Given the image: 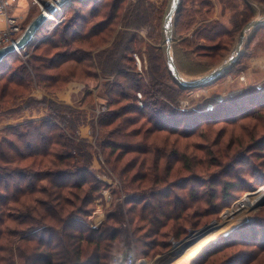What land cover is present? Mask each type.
<instances>
[{"label":"trees","instance_id":"1","mask_svg":"<svg viewBox=\"0 0 264 264\" xmlns=\"http://www.w3.org/2000/svg\"><path fill=\"white\" fill-rule=\"evenodd\" d=\"M254 1L264 5V0ZM182 2L185 0H181L177 17L175 16L174 34L186 25ZM247 3L246 7L250 5ZM203 4L210 6L211 2L205 1ZM150 11L155 13L152 4L145 0H138L135 6L128 3V0L72 1L63 7V12L65 15L68 12L73 15L79 12L77 19L85 24V28L81 27V31H75V18L71 17L68 21L66 17L55 31L54 36L57 35L58 41L48 43L50 40H46L34 49L37 54L41 52L43 55L34 56V61L40 65L33 66V74L16 54L10 55L0 63V109L16 106L26 97H29V102L32 103L31 94L35 87L42 88L52 95L64 89L73 80L82 78L84 81H96L100 75L116 76L125 81L124 88L117 85L110 90V93L118 98L112 99L109 107L118 106L122 100L133 99L125 91L130 90L132 96L135 94L134 98L136 93L143 94L147 100L145 110L141 111L137 107H123L118 111L110 109L98 118V126L101 129L109 128L118 122L116 132L119 138L127 139L126 142L129 138L141 135L144 138L143 146L138 147H124L118 143L103 145V148L110 150L106 158L108 164H112V160L119 164L127 154H136L132 161L124 165L120 173L123 179L135 172L131 177L122 180L126 192L133 191L135 186L136 190L140 191L145 186L153 187L166 183L172 177V166L175 163L183 162L185 166H189L187 157L180 153L177 145L181 140L197 138L201 134L196 135L201 119L212 124L221 121L235 123L241 119L257 118L264 111V87L259 90H247L244 94L247 96L241 99L234 96L222 101L216 106L214 113L199 115L200 120L197 119L190 125L185 124L183 115L176 109H171L167 103L151 104L158 94L172 103L187 89L182 88L173 78L167 79L172 80L173 85L165 81L167 74L161 70L154 55L149 58L150 87L145 86L142 81H134L133 73L124 71L123 64L132 61L127 53L131 55V46L137 42V38L131 37L128 30L121 37L116 35L114 49H105L111 45L121 18L128 17L131 25L142 22ZM85 12L86 16L83 15ZM241 15L240 19L235 15L232 29L206 37L210 45H198L197 49H201V59L209 60L210 63H214L217 58L221 59V62L224 60L225 54L238 42L241 30L255 17H248V10L245 9ZM194 22L191 20L188 23ZM138 29L140 28H136ZM70 30L72 35L68 36ZM262 30L264 27L252 31V37L247 39L248 47L264 32ZM74 44H78V47L74 48ZM45 46L47 47L44 49ZM80 46H86L87 49H81ZM99 52L102 53L101 56L95 59ZM241 58L242 55L233 66H238ZM165 70L167 71L166 68ZM260 94L263 95L262 98ZM158 99L161 101L160 97ZM28 104L25 108H28ZM51 105V115L48 118L5 128L6 136L0 137V264H111L115 252L121 253L129 244L128 230L119 229L118 226H122L124 220L116 214L109 215L98 229L88 224L95 196L100 195L108 185L92 171L93 146L79 138L76 110L55 102ZM150 106L155 112L149 116L146 110ZM54 107L59 110H53ZM63 111L68 113L64 114ZM132 112L140 114L151 124L143 134L142 129L129 131L138 121L123 118ZM163 133L167 135H162ZM149 163L151 165H148ZM170 194L171 191L153 202H150V198L145 203L139 198L127 202V205L131 206L129 210L135 212L134 220L139 219L147 223L143 226L144 229L148 226L144 234L147 238H166L167 234L176 241H181L186 238L188 228H199L210 222L209 219L204 221L207 215L202 211L203 197L195 192H189L183 197H171ZM210 204L211 201H208L207 205ZM120 208L121 204L118 205V210ZM141 229L137 228L138 231ZM163 230H166V233ZM134 234L136 236L137 232L134 231ZM207 246L203 247L201 252ZM169 247V241H161L153 247L157 248L153 255L149 251H144L141 255L150 258L166 252ZM209 250L208 247L200 252L201 254L192 259V264H203L201 261L209 256ZM136 255L138 257L137 252ZM233 262L235 261L226 264H234ZM244 262L243 264H248V261Z\"/></svg>","mask_w":264,"mask_h":264},{"label":"rangeland","instance_id":"2","mask_svg":"<svg viewBox=\"0 0 264 264\" xmlns=\"http://www.w3.org/2000/svg\"><path fill=\"white\" fill-rule=\"evenodd\" d=\"M145 1L150 5L152 4L155 13L150 11L151 13L142 22L138 21L131 25H129L128 17L121 18L111 45L105 47V49H114L115 45H113V42L116 39V35L119 34L121 37L128 30L131 37L137 38V42L136 45L134 43L131 46L133 49L131 55L127 53V56L132 61L123 62L125 65L124 71L133 73L132 78L134 81H142L145 86L150 87L151 69L149 58L154 55L155 61L161 66V70L167 74L165 81L173 85L172 80H167L168 77L172 78V76L169 74L170 71L166 64V46L163 30L165 17L170 11L173 0ZM205 1H210L211 5L205 6L203 4ZM137 2L138 0H128V3H133L134 6ZM246 2L250 4L249 6L247 5L248 7H246ZM30 3L31 0H21L20 8L23 12L27 11V6ZM181 7L184 8L186 25L182 30L179 29L174 34L173 49L176 66L187 80H197L207 76L226 61L233 51V49H229L228 53L221 52L226 53L222 62L219 58L214 63L201 59L199 55L201 49H197V47L198 45H210L206 37L232 29L235 15H238L239 19L242 18L240 15L244 9L248 10V17L255 16L253 20L264 16V5L254 0H185ZM39 14V8L32 7L28 21L32 22ZM79 14L78 12L73 15L68 12L65 15L63 12L62 21L59 20L57 23L45 22L37 34L40 39L39 43L46 40H50L48 43L57 42V35L54 36L55 31L59 29V25H62L66 17H68V21L71 17H74L75 19L73 20L77 24L75 31H81V27L85 28V24L77 19ZM83 15L86 16L87 12ZM191 20L195 21L194 24L188 23ZM174 21L175 17L173 24ZM136 28L140 29L136 30ZM71 31L68 32V36L72 35L70 34L72 33ZM250 37H252V34L249 35L248 39ZM247 41L242 50L243 54L240 64L233 66L222 78L213 84L187 89L172 102L173 104L171 101L167 102L158 94V96L156 95L157 97L155 96L156 99L151 101V104L167 103L171 109H176L183 115L182 119L186 122L185 124L188 123L190 125L200 118L199 115L214 113L216 106L221 104L222 101L229 100L234 96L241 99L247 96L244 94L251 88L261 89L264 87V32H261L249 47ZM38 44L30 48L24 58H20L24 66L32 74L33 66L40 65L39 62L34 61V56L43 55L41 52L37 54L34 50ZM77 45L74 44L73 47L77 48ZM80 47L81 49H87L86 46ZM101 54L99 52L95 59H99ZM139 64L141 65L140 67ZM69 85H71L70 89ZM117 85L124 88L125 81L123 78L100 75L96 81L92 79L84 81L82 78L73 80L64 89L52 95L42 88L35 87L31 94V97H33L32 103L29 102V97H26L24 101L16 106L0 109V137L6 136L4 129L10 125H20L34 120L38 122L48 118L51 115L49 106L51 107L53 102L72 107L78 113L79 138L93 146L92 171L108 185V188L103 189L100 195L95 196L94 207L88 219V224L92 228H100L108 216L112 214L118 215L120 219L123 218L122 226L118 227L120 230L127 229L130 239L129 244L122 252L131 248L135 249L138 254L137 258L145 261L146 264H192V259L196 258L201 249L209 243V256L201 261L203 264H226L232 261H235L233 262L234 264H243L244 261H248V264H264V206L260 207L262 202H253L254 207L249 211L237 209L232 213L239 204H244L247 199L254 200L256 195L264 194V111L257 118L241 119L235 123L221 121L218 124H212L204 121V119H199L201 122L197 128L198 132L196 135L201 134L197 138L181 140L177 145L180 153H184L187 157V162L191 168L189 169V166H185L183 162L175 163L172 166V177L166 183H159L153 187L145 186L140 191L136 190L135 186L133 191L126 192L123 188L122 180L131 177L135 172L126 175L123 179L120 173L124 165L132 161L136 154H127L119 164H115L114 160H112V164H108L106 158H108L110 150L103 148V145L105 143H118L124 147H138L139 145L143 146L144 138L141 135L129 138L128 142H126L127 139L119 138V134L116 132L118 122L109 128L101 129L98 126V118L108 113L110 109H112L111 111H118L122 110L123 107H129V109L137 107L141 111L145 110L147 100L141 92L136 93V98H134L135 94L132 96V92L129 90L125 92L129 93L133 99L122 100L118 106L109 107V102L118 98V96H113L110 93V90ZM37 90L44 94L43 97L34 98L32 96ZM93 90L96 91V94H94ZM88 91L91 93H88ZM63 92H65L63 97L69 99L67 102H72L71 104L61 100L62 97H58V94ZM139 94H141V98L138 97ZM262 96L260 94L261 98ZM159 97L161 101L158 99ZM44 98L46 102H44ZM28 103L31 104L29 105ZM27 104L29 106L25 108ZM226 104L230 105L228 102ZM210 105H214L212 112L207 109ZM104 107L107 112L97 116L96 111ZM54 109L59 110L56 107ZM254 109L257 110L258 108L254 107ZM146 112L150 116L155 111L150 106ZM63 113H68V111H63ZM129 118L138 121L129 131L142 129L143 134L151 126L140 114L132 112L123 119ZM84 127L91 129V140H86L80 136L81 129ZM162 135L167 134L163 133ZM148 165H151V163ZM169 191H171V197L177 195L183 197L187 196L186 194L189 192H195L198 196L204 198V204H201L202 211H205V215H207L204 221L209 219L210 222L199 228H188L187 236L192 232L209 227L200 237L202 238L209 232V234H212L210 230H216V234L210 237L206 241L207 243L200 245L197 251H192L188 258L186 256L183 257V254L192 247L184 250H179L181 248L174 249V245L182 240L176 241L174 237L167 236V234L166 238L156 236L147 238L144 234L147 232L148 226L146 229L143 228L147 223L141 222L139 219L134 220L135 212H131L129 210L131 206L127 205V202H130V199L133 198L142 199L143 203L149 201L150 198V202H153ZM208 201H211L210 205H207ZM120 204L121 208L118 210V205ZM231 223L233 224L232 226L230 225ZM226 225L229 226L227 227ZM138 227L142 229L138 231ZM231 228L233 230L230 233L221 236ZM134 231L137 232L136 236ZM163 231L166 233V230ZM161 241L170 242V247L166 252L150 258H145L141 255L144 251H149L153 255L155 250H157V248L153 247L156 243H161ZM230 244L235 245L229 246ZM184 247L186 246H182V248ZM207 248L203 249L202 252ZM118 253L119 251H116L114 255Z\"/></svg>","mask_w":264,"mask_h":264},{"label":"water","instance_id":"3","mask_svg":"<svg viewBox=\"0 0 264 264\" xmlns=\"http://www.w3.org/2000/svg\"><path fill=\"white\" fill-rule=\"evenodd\" d=\"M75 0H57L54 5L42 2V5L45 10L50 13H55L57 8H63L65 5H68L70 2ZM181 0H173L171 4V8L169 13L166 15L163 25L164 35H165V46H166V59H167V66L170 71V74L174 81L178 83L184 89H192V88H199L205 85H208L217 79L221 78L224 73L229 70L241 57L243 47L248 39L249 35L252 31L259 27H264V16L259 17L251 22H249L241 31L239 41L236 44L235 48L233 49L230 57L224 61L219 67H217L213 72L204 76L197 80H187L183 75L179 72L175 59H174V49H173V36H174V24L173 19L178 12L179 5ZM46 21L45 16L41 13L36 17L28 26L27 30L24 33V36L18 43L20 48L27 46L29 41L32 39L33 36L37 35L42 26ZM15 49L13 46L5 47L0 49V63L4 61L7 57L14 54ZM264 206V201L260 204V207ZM209 227H206L202 230L195 231L190 233L185 239L181 242H178L174 245V249L184 250L189 248V245H186L188 241L192 240L191 238H200ZM193 238V239H194ZM196 241H194L195 243ZM182 246H187L182 248ZM139 264H146L145 261H140Z\"/></svg>","mask_w":264,"mask_h":264},{"label":"built area","instance_id":"4","mask_svg":"<svg viewBox=\"0 0 264 264\" xmlns=\"http://www.w3.org/2000/svg\"><path fill=\"white\" fill-rule=\"evenodd\" d=\"M57 0H31V3L27 6V11L23 12L20 8L21 0H0V18L4 21V27L0 28V49L13 46L15 49L14 54L20 58L26 56L27 51L35 47L40 39L38 35L32 37L27 46L20 48L18 43L24 36L31 21H28V17L32 7H37L46 18L47 22L57 23L59 20L62 21L63 8H57L55 13H50L44 9L42 2L54 5ZM45 24V23H44ZM137 58V57H135ZM141 65L139 64V67ZM141 98V94L138 95ZM208 111L214 110V105H210ZM97 116L106 113L107 109L101 108L96 111ZM141 260L137 258L135 249L131 248L113 256L111 264H139Z\"/></svg>","mask_w":264,"mask_h":264},{"label":"bare ground","instance_id":"5","mask_svg":"<svg viewBox=\"0 0 264 264\" xmlns=\"http://www.w3.org/2000/svg\"><path fill=\"white\" fill-rule=\"evenodd\" d=\"M224 98V97H223ZM219 102V101H218ZM250 197V196H249ZM256 198L254 199V200H249V199H247L245 202H244V204H242V205H238L237 207H236V209H234L233 211H232V213H234L235 212V210H241V209H243V210H245V211H249V210H251L252 209V207H254L253 206V202H256V201H259V203H261V202H263L264 201V194H260V195H256L255 196ZM243 217V216H242ZM226 219H228V218H226ZM231 226L233 225L232 223L230 224ZM227 227L229 226V225H226ZM233 230V228H231L229 231H227V232H225V233H223L221 236H225V235H227L228 233H230L231 231ZM211 231V233L212 234H206L205 236H203L202 238H200V239H198L197 240V238H195V239H192V240H190L186 245H189V247H192V248H190V250H188L186 253H184L183 254V257H189L188 255H190V253L192 252V251H197V249L200 247V245H203V244H205V243H207L206 241L210 238V237H212L214 234H216V230L215 229H213V230H210ZM220 236V237H221ZM197 240V241H196ZM194 241H196L195 243H194ZM215 242V241H214ZM214 242H212V243H214ZM211 243V244H212ZM210 245V244H209ZM208 245V246H209ZM207 246V247H208ZM187 247V246H186ZM177 264V263H176Z\"/></svg>","mask_w":264,"mask_h":264},{"label":"crops","instance_id":"6","mask_svg":"<svg viewBox=\"0 0 264 264\" xmlns=\"http://www.w3.org/2000/svg\"><path fill=\"white\" fill-rule=\"evenodd\" d=\"M4 27V21H3V19L2 18H0V28H3ZM71 85H74V84H71ZM71 85H69V89H70V86ZM77 85V84H76ZM79 90H81V89H79ZM93 92H94V94H96V91L95 90H93ZM64 93L65 92H63V93H61V94H58V97L59 98H61V100H63V101H65L66 103H68L67 101H69V99H65L64 97H63V95H64ZM67 93V92H66ZM88 93H91L90 91H88ZM43 93L41 92V91H39V90H37V92L35 91L34 92V94L32 95V96H34V98H40V97H43ZM62 95V96H61ZM96 96H98V95H96ZM72 103V102H71ZM71 103H68V104H71ZM44 117H45V115H44ZM43 118V117H42ZM39 119H41V118H39ZM35 121V120H34ZM11 127L12 126H14V125H10ZM9 126V127H10ZM6 128H8V127H6ZM80 136L82 137V138H84V139H86V140H91V137H92V135H91V129L89 128V127H84V128H82L81 129V133H80Z\"/></svg>","mask_w":264,"mask_h":264},{"label":"flooded vegetation","instance_id":"7","mask_svg":"<svg viewBox=\"0 0 264 264\" xmlns=\"http://www.w3.org/2000/svg\"><path fill=\"white\" fill-rule=\"evenodd\" d=\"M241 31H242V30H241ZM240 33H241V32H240ZM251 33H252V32H251ZM239 37H240V35H239ZM238 41H239V38H238ZM237 43H238V42H237ZM237 43H236V44H237ZM235 46H236V45H235ZM234 48H235V47H234ZM234 48H233V49H234Z\"/></svg>","mask_w":264,"mask_h":264}]
</instances>
